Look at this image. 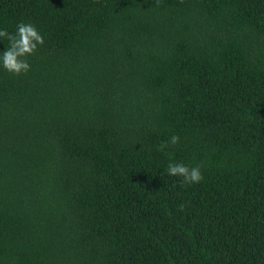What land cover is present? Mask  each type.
Here are the masks:
<instances>
[{"label": "trees", "instance_id": "trees-1", "mask_svg": "<svg viewBox=\"0 0 264 264\" xmlns=\"http://www.w3.org/2000/svg\"><path fill=\"white\" fill-rule=\"evenodd\" d=\"M20 22L44 43L0 63V264H264V0H0Z\"/></svg>", "mask_w": 264, "mask_h": 264}, {"label": "clouds", "instance_id": "clouds-1", "mask_svg": "<svg viewBox=\"0 0 264 264\" xmlns=\"http://www.w3.org/2000/svg\"><path fill=\"white\" fill-rule=\"evenodd\" d=\"M0 38L9 41V47L0 55V63L3 68L14 74L20 75L30 70V64L26 57L35 53L37 46L44 43L43 36L39 33L31 23L20 22L17 24L16 32L9 33L6 29H0ZM179 137L172 135L167 142H161L158 150L164 151L169 144L176 145L179 143ZM167 174L170 176H178L182 178V183L194 184L203 180V175L199 166L189 167L183 163L173 162L170 160L167 166ZM184 205H180L183 211Z\"/></svg>", "mask_w": 264, "mask_h": 264}]
</instances>
